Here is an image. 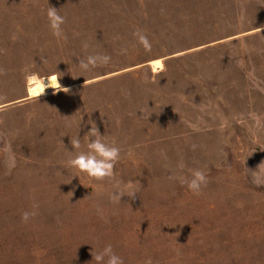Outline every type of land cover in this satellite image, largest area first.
<instances>
[{
	"label": "rangeland",
	"instance_id": "rangeland-1",
	"mask_svg": "<svg viewBox=\"0 0 264 264\" xmlns=\"http://www.w3.org/2000/svg\"><path fill=\"white\" fill-rule=\"evenodd\" d=\"M260 28L264 0H0V264H96L109 244L124 264H264ZM94 52L110 62L82 71ZM54 72L70 92L30 96L26 77ZM95 125L121 150L103 182L61 144ZM117 181L135 197L112 200Z\"/></svg>",
	"mask_w": 264,
	"mask_h": 264
},
{
	"label": "clouds",
	"instance_id": "clouds-1",
	"mask_svg": "<svg viewBox=\"0 0 264 264\" xmlns=\"http://www.w3.org/2000/svg\"><path fill=\"white\" fill-rule=\"evenodd\" d=\"M47 18L49 20V26L52 31V35L57 39L65 38L62 25L65 24V17L61 16L58 9L49 6L47 9ZM259 31H264L260 28ZM134 36L138 38V42L145 48L146 51L151 50V43L148 37L142 33L141 30L137 29ZM85 49L89 48V45L85 43L83 45ZM111 56L101 53H91L85 58L79 60V67L82 71H89L98 65H106L110 62ZM153 67V72L161 73L166 71L165 65L160 61H155ZM6 70L0 68V75H5ZM60 75L56 72L41 76L38 73H31L26 77L28 83L29 94L33 97L39 99L43 94H45L46 89H53V94H58L63 91L65 93L70 92L68 87H64L59 82ZM102 136L96 125L92 126L91 130L85 135L87 137L86 147L82 145L81 139L77 135L76 138H71L72 150H68L63 142H61L62 147L67 154V159L65 160V166L74 170L76 173H83L88 178L103 182L106 179L112 178L114 175L115 163L120 158V148L118 146L109 145L104 142ZM94 137V139L92 138ZM196 145H193L195 149ZM179 168H184V163L181 161L177 165ZM264 170V162H261L258 166ZM78 176V175H77ZM172 177H170L171 179ZM184 183L187 185L188 189L192 191L194 195H199L202 186L206 187L208 183V178L206 173L201 169H192L191 178H185ZM132 181H129L127 185L123 188L119 181L115 182L113 185V192L111 194V199L120 202L121 197L127 195L128 197L134 198L136 192L131 191ZM38 207V206H34ZM99 212L100 209L98 208ZM36 215L35 211H25L21 215V219L24 223H28L31 217ZM103 218V217H102ZM93 260L96 264H124L123 259L115 254L112 245H106L102 251L91 253ZM144 264H152V260L149 257Z\"/></svg>",
	"mask_w": 264,
	"mask_h": 264
},
{
	"label": "bare ground",
	"instance_id": "bare-ground-1",
	"mask_svg": "<svg viewBox=\"0 0 264 264\" xmlns=\"http://www.w3.org/2000/svg\"><path fill=\"white\" fill-rule=\"evenodd\" d=\"M27 89H28V83H27ZM49 89H51V88H48V89H46V90H49ZM28 92H29V90H28ZM31 96V95H30Z\"/></svg>",
	"mask_w": 264,
	"mask_h": 264
},
{
	"label": "water",
	"instance_id": "water-1",
	"mask_svg": "<svg viewBox=\"0 0 264 264\" xmlns=\"http://www.w3.org/2000/svg\"><path fill=\"white\" fill-rule=\"evenodd\" d=\"M27 97H29V95Z\"/></svg>",
	"mask_w": 264,
	"mask_h": 264
}]
</instances>
